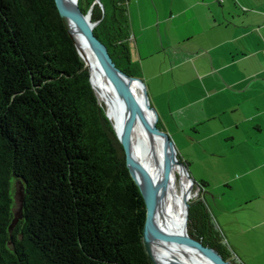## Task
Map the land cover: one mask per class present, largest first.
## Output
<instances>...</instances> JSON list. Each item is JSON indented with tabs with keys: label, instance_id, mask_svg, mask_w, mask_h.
Segmentation results:
<instances>
[{
	"label": "trees",
	"instance_id": "16d2710c",
	"mask_svg": "<svg viewBox=\"0 0 264 264\" xmlns=\"http://www.w3.org/2000/svg\"><path fill=\"white\" fill-rule=\"evenodd\" d=\"M100 3L78 0L84 14L91 7L93 32L115 65L139 77L128 55L127 0ZM202 186L194 184L188 233L237 264ZM145 216L55 0H0V264H154L143 241Z\"/></svg>",
	"mask_w": 264,
	"mask_h": 264
},
{
	"label": "crops",
	"instance_id": "0c3cea01",
	"mask_svg": "<svg viewBox=\"0 0 264 264\" xmlns=\"http://www.w3.org/2000/svg\"><path fill=\"white\" fill-rule=\"evenodd\" d=\"M130 61L237 264H264V0H127Z\"/></svg>",
	"mask_w": 264,
	"mask_h": 264
},
{
	"label": "water",
	"instance_id": "95a60500",
	"mask_svg": "<svg viewBox=\"0 0 264 264\" xmlns=\"http://www.w3.org/2000/svg\"><path fill=\"white\" fill-rule=\"evenodd\" d=\"M100 3V0H95ZM63 24L72 38L79 56L89 70V79L92 89L93 78L101 80L105 87V96L110 102L103 106L115 134L121 143L126 157V165L135 183L138 185L146 208L143 226V241L147 253L154 264H158L152 255V246H161L168 250L191 251L203 258V262L193 261V264H232L225 260L217 250L203 245L188 233L189 200L185 199V210L182 222L173 219L171 213L164 208V199L168 188L170 171L178 166L190 181V187L195 184L189 174L184 161L179 160L178 151L169 134L157 126V112L151 106L145 84L140 77L125 73L112 61L106 46L95 36L93 29L98 21H91V7L84 14L78 0H55ZM69 25H72L81 35L80 42L72 36ZM88 46L92 53V62L89 63L83 53V46ZM142 91L138 97L133 91L135 86ZM98 99V97H97ZM107 105V104H106ZM139 126L149 138L157 137L161 140L163 158H152L144 161L136 156L135 149L141 152L142 144L133 145L132 133ZM167 145V148L165 145ZM180 262V261H179ZM180 264H185L180 262Z\"/></svg>",
	"mask_w": 264,
	"mask_h": 264
},
{
	"label": "bare ground",
	"instance_id": "6f19581e",
	"mask_svg": "<svg viewBox=\"0 0 264 264\" xmlns=\"http://www.w3.org/2000/svg\"><path fill=\"white\" fill-rule=\"evenodd\" d=\"M69 30L74 39L81 44V35L79 32L72 25H69ZM82 50L87 60H89V63L92 62L93 59L90 48L85 45ZM92 84L97 94L99 103L103 106H108L110 102L104 94L106 90L104 83L99 79L93 78ZM140 87V85H138V87L135 86V91H133L138 97L142 96ZM132 142L135 146L142 144L141 152L138 149L134 150L138 159L141 158L144 161H151L152 158L160 159L164 156V152L161 148V140L157 137L149 138L145 131L139 126H137L132 133ZM164 145L167 148V145ZM177 175L182 177V184L178 182ZM188 182L190 181L188 180ZM191 194V187L187 183L185 173L182 172L178 166H174L170 171L168 188L164 199V208L167 212L171 213L173 219L178 220L179 223L183 220L185 199L189 200ZM151 251L158 264H180V262L193 264V261H197L199 263L204 261L202 257L188 250L183 252L168 250L161 246H152Z\"/></svg>",
	"mask_w": 264,
	"mask_h": 264
},
{
	"label": "rangeland",
	"instance_id": "374dc122",
	"mask_svg": "<svg viewBox=\"0 0 264 264\" xmlns=\"http://www.w3.org/2000/svg\"><path fill=\"white\" fill-rule=\"evenodd\" d=\"M157 123H158V120H157ZM175 147H176V149L178 148L177 146H176V144H175ZM186 178H187V176H186ZM177 179H178V182L180 183V184H182V177L180 176V175H177ZM188 178H187V183L190 185V182H188ZM12 190H13V194H14V208L16 209L17 208V206H18V195H19V185L16 183V182H13V184H12ZM191 196H190V200H189V202H191L192 200H194V199H196L197 197H198V193H199V191H198V189H196L195 187H194V184H193V186L191 187Z\"/></svg>",
	"mask_w": 264,
	"mask_h": 264
},
{
	"label": "built area",
	"instance_id": "2783aa9c",
	"mask_svg": "<svg viewBox=\"0 0 264 264\" xmlns=\"http://www.w3.org/2000/svg\"><path fill=\"white\" fill-rule=\"evenodd\" d=\"M262 54H263V56H264V50L262 51Z\"/></svg>",
	"mask_w": 264,
	"mask_h": 264
}]
</instances>
